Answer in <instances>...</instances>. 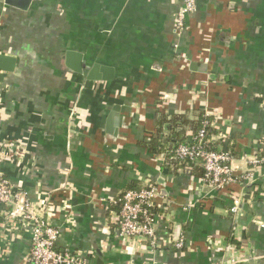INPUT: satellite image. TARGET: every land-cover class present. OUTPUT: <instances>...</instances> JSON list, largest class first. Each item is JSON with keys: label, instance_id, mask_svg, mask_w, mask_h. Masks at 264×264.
Listing matches in <instances>:
<instances>
[{"label": "crops", "instance_id": "crops-1", "mask_svg": "<svg viewBox=\"0 0 264 264\" xmlns=\"http://www.w3.org/2000/svg\"><path fill=\"white\" fill-rule=\"evenodd\" d=\"M181 4L0 3V54L15 58L0 72V136L20 140L1 168L39 207L53 201L58 252L87 264H264V170L252 184L209 191L196 170L143 145L150 133L169 147L190 141L208 113L212 148L231 153L236 174L250 167L264 144V0H196L179 34ZM67 50L105 67L101 79L68 68ZM148 183L160 195L155 238L119 237L109 200ZM29 249V233L0 218V264H29Z\"/></svg>", "mask_w": 264, "mask_h": 264}, {"label": "built area", "instance_id": "built-area-1", "mask_svg": "<svg viewBox=\"0 0 264 264\" xmlns=\"http://www.w3.org/2000/svg\"><path fill=\"white\" fill-rule=\"evenodd\" d=\"M196 9V0H182L175 15V30L181 33L185 30L186 17ZM204 114L201 127L193 135L190 142L179 143L174 148L177 159L186 164H197L204 169V176L200 183L209 191L227 190L234 183L243 185L255 181L256 170H264V144L259 154L249 161L250 167L235 173L231 165L232 155L226 150H215L208 139L206 129L210 126ZM20 140L0 136V218L13 229H22L29 233L30 249L27 257L29 264H87L80 253L58 252L55 242L59 230L49 222V215L53 213V201L45 206H38L26 197V193L13 185L2 171V164L14 163ZM159 189L154 183H148L141 188L123 190L120 195L109 200L110 204L119 205L115 215V229L119 237L153 240L155 238V207ZM227 196L232 198L231 211L236 212L239 199L232 192ZM52 215V214H51ZM264 227V224H262ZM182 241L177 242V247ZM223 264V263H220ZM225 264H249L246 258H230Z\"/></svg>", "mask_w": 264, "mask_h": 264}, {"label": "water", "instance_id": "water-1", "mask_svg": "<svg viewBox=\"0 0 264 264\" xmlns=\"http://www.w3.org/2000/svg\"><path fill=\"white\" fill-rule=\"evenodd\" d=\"M35 1L38 0H0V3L8 7L17 8L19 10L25 11L29 8L30 5L35 3ZM63 57L65 60V65L68 68H70L71 70L77 73L86 72V78H88L89 80L101 79L98 75V72L106 70L105 67L99 65H92L91 67L87 66L84 60H80V55L73 50H67L64 53ZM196 67L197 64L195 63L190 65V68L195 69ZM14 68H15V58L13 56H9L6 54H0V72H10L13 71ZM115 123L117 124V122ZM205 189L208 190V188L206 187ZM225 262H223V264H225Z\"/></svg>", "mask_w": 264, "mask_h": 264}, {"label": "trees", "instance_id": "trees-1", "mask_svg": "<svg viewBox=\"0 0 264 264\" xmlns=\"http://www.w3.org/2000/svg\"><path fill=\"white\" fill-rule=\"evenodd\" d=\"M178 117L173 116L172 118H170L169 120H164V123H169L171 128L172 125L174 124V121L177 120ZM201 127V126H200ZM157 130H160V128H158ZM199 130V128H198ZM197 130V131H198ZM207 133L209 131V129H206ZM196 133V132H195ZM194 133V134H195ZM149 139L147 142L143 143L144 147L147 148L148 152H150L151 154H159V153H163L166 156V159L168 162H170V164L172 165H176L177 168H182L183 170H186L187 168L192 169L193 171H197L195 173V176L199 179H201L204 176V169L202 167H197L194 164H186L185 162L180 161L179 159H177L174 155V148L177 144L179 143H186V142H190V141H185V140H177L176 142H174L171 147H169L167 144H164L162 141L158 140L157 137L153 134H149L148 135ZM178 170V169H177ZM130 188H141V187H130ZM129 189V188H126ZM125 190V189H124ZM117 206V205H116Z\"/></svg>", "mask_w": 264, "mask_h": 264}]
</instances>
